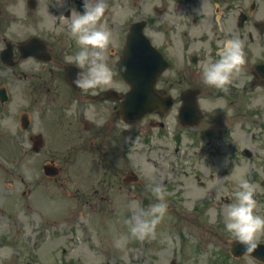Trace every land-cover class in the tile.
I'll use <instances>...</instances> for the list:
<instances>
[{"label": "flooded vegetation", "instance_id": "1", "mask_svg": "<svg viewBox=\"0 0 264 264\" xmlns=\"http://www.w3.org/2000/svg\"><path fill=\"white\" fill-rule=\"evenodd\" d=\"M173 1V5L166 0L162 1L161 32L166 36L167 31L173 30L172 24L178 27L184 25L186 27L184 30L187 31L185 36L178 31L175 33L180 39L187 40L191 27L197 22L194 9L202 0ZM216 1L225 3L227 16H230V13L244 12L250 19L253 11L258 8V0H253L254 4H251L253 1L250 0L251 6H247V0ZM29 2L30 0H0V90L5 88L9 96V87L14 85L17 108L14 141L19 147L18 150L27 152L30 148L26 149L25 145H30L31 157L42 156L45 157L44 162L57 164L60 168L57 170L56 178L49 176L46 178L56 182L60 187L68 189L77 185L86 172V161L90 160L115 164L114 178L119 176L118 164L126 172L125 176L128 175L129 166L132 165L130 156L134 139L147 144L161 141L169 133L170 127L167 124L169 125V122L177 116L182 103V94L188 90L200 92L199 103L203 110L207 105L202 101L211 97L210 93L231 94L232 97L244 98L245 90L241 87L229 90L227 93L218 89H209L200 82L201 75L197 71L188 68V76L176 69L177 73L162 75L157 84L159 93L176 94L173 114L164 115L156 112L137 123L123 121L120 105L131 87L118 73L121 53L117 48L119 35L112 30L113 15L110 7L113 1L105 0L106 10L103 20L115 41L114 46H110L108 50L109 64L113 69L114 78L110 86L95 91L78 89L72 82L79 70L74 64L66 61V56L74 53L77 45L69 35L70 22L61 16L64 9L59 7V0ZM67 7H77L78 10L83 11L81 0H70V3L65 5V8ZM172 13L178 15L180 19L178 21L174 18L169 19ZM64 15L70 18L71 13L65 11ZM237 30L236 36L243 41L245 52L247 46L245 39H251V36L253 41L264 39V34L261 35L254 25L248 24ZM227 32L221 34L220 31L214 30L210 33V41L206 40V43L210 45L212 58H216L217 41L232 37L231 34L227 35ZM123 38L125 37H120L121 40ZM184 43L189 42L184 41ZM261 63H264V59ZM187 79L191 83L182 88L181 83ZM254 81L259 85L258 92L262 94L261 90H264L262 79L254 76ZM23 117L29 121L28 130L23 129ZM240 117L239 113L230 114L224 106H211L203 112L199 126L191 129L189 134L186 132L187 129L178 127L172 130L169 137L170 142L175 146L180 145L183 140H189L192 159L196 164L204 161L207 154L211 155V165L207 163L206 179L209 177L207 187L213 198L219 197L226 203L234 199L233 193L237 185L229 182L230 166L225 168L221 166V169L214 167L213 159L217 153L214 143L228 146L233 124L237 123ZM4 120L5 105L0 103V123ZM36 128L44 130L41 133L46 136L39 153L34 152L33 139L42 134H37ZM262 140L259 138L260 142ZM257 158L259 162L255 166V171L264 173V158L261 154L257 155ZM67 164H70L72 169H66ZM9 173L8 180L0 174V184H10L19 191L21 186L14 184L24 182L21 174L18 172L15 174V171ZM251 178H254L253 174ZM157 181L160 182L158 177ZM166 183L167 181L164 182ZM200 184L207 189L205 183L200 182ZM25 188L28 189V186L26 185ZM23 195L25 196L26 192H23ZM0 199H2L1 194ZM255 199L257 204L264 205V183L256 186ZM36 214L38 218L8 216L9 222H6L4 218L6 210L3 202L0 201V264H56L54 258L66 254L65 249H59L64 238L63 232L50 233L51 222L46 210L39 209ZM54 243H57V249L53 248Z\"/></svg>", "mask_w": 264, "mask_h": 264}, {"label": "rangeland", "instance_id": "2", "mask_svg": "<svg viewBox=\"0 0 264 264\" xmlns=\"http://www.w3.org/2000/svg\"><path fill=\"white\" fill-rule=\"evenodd\" d=\"M113 1L115 4L113 9H116L115 13H117V15L121 9L123 10V14L127 13L125 17H122V22H118L119 25H121V27H118V32H120L122 26L126 25L128 21L135 22L142 19L151 20L152 23L149 27L150 36L154 38L155 43L158 47L165 45L166 53L170 55L174 60H179V58L181 59V62L177 63V65L179 66L178 70H180L181 73L189 76L184 64H187V57H190V54H201L200 56L203 58V61L206 58L211 57L209 45L205 42L206 39L203 38L204 35L210 37V32L214 30L212 15L211 13H208L211 10V2H209L207 8H203V13L206 14V16H203L200 13L195 14L196 18L199 19L200 25L196 26L195 28L191 27L189 36L192 35L191 38L194 39H191L189 44H186L184 47H180L179 41H181V39L178 34H175L174 30H169L167 33V39L172 43V45H169L162 37L158 36V31L161 30L159 24L162 19H160L157 13H155V8L162 5L160 0ZM173 4L174 1L171 2V5ZM260 5V11L264 10V0L260 1ZM201 7V5H198L194 9V11H198L199 9H201ZM168 18H174L176 21L180 19L179 16L175 15L174 13H172V16H169ZM256 18H264V12L262 11L261 14L258 13ZM119 19L120 18H118V20ZM236 20V15H226L225 23L227 28L228 26H234V24L236 26ZM179 29L184 30L186 29V27L184 25H181ZM122 35H125V33H123ZM175 37L177 38V40L175 39ZM120 43H123V41ZM118 48L122 49V44L119 45ZM250 58H253V56H250ZM257 60H259V57L255 56L250 63L254 64ZM248 66L249 62L246 58L243 72L247 70ZM196 69L200 71V68ZM177 72L178 71H172L168 74ZM246 79L247 77H244L242 80L245 82ZM190 83L191 82H188L187 79L185 82L181 83L182 88L186 87ZM202 83L204 84V82ZM240 83V77H238L236 81H234V83L231 85V90L237 89V86L240 85ZM204 86L213 90L215 89L205 84ZM257 94L258 93L248 95L245 99L244 104H242L241 98H234L230 94H225L222 97L217 98L215 96V93H211L209 95H212L213 97H208L206 99V101H209L207 104L212 101L213 103H217L219 105L221 104V106H224V109L227 110L230 114L239 113L241 115L238 122L233 124V126H235L236 124L240 123L239 125L234 127L232 134L233 140L237 143L238 147L253 146L256 149L261 148V144H259L257 140H254L253 134L254 129L258 130L259 128L263 127L264 124V107H261L260 105L263 104L264 98L262 96L256 97ZM13 122L14 118H9L7 119V124H5L4 129L7 138L12 137L13 133L15 132L13 126L10 124ZM173 125L174 123L172 124V126ZM261 131L262 130L260 129L258 132ZM13 138L14 137H12L11 139ZM134 140L138 142L136 139ZM13 142L14 140L10 139H6V141L4 142L5 145L1 148L3 150V148L5 147L7 152L1 151L3 159L1 158L0 162L3 165V168H5L6 170H16L18 172L23 171L24 173L22 174L24 178L28 182V185H31L30 180L35 176V174L30 172L36 169V162L30 160V157L26 158V161H21V163L17 162L18 152L16 151L17 147L15 149V147L13 146L15 145ZM159 145L162 144L159 143ZM163 146H166L168 150L163 153L165 157L159 162L161 169H157L155 171L156 174L161 178V180H163L164 177H170L172 175L171 171L168 170L174 165V162L176 160L174 157H172L174 156L173 154L175 146L172 145L169 141H166L165 145ZM144 148H147V146H144L138 142L132 155L134 168L138 169L142 177L145 179L143 185L138 184L135 186L126 187L121 183L122 175L119 176L118 179H116L110 174L111 172L115 171V164L108 161H101L100 164H93V167L87 171L86 176L83 177L85 187H82L80 189V192L73 193L72 195L69 194L70 192L61 193V191H64L63 189L54 188V185H49V187L51 188L50 193L52 196L51 202L49 201L46 194H43V200L39 198V200L41 201L33 200L36 207L46 210L50 217L56 219H62L65 214V210H59V208L63 207L65 204V199L62 196H58L59 194L67 197V207L70 208L73 202L75 204V207H78V210L76 211L78 215L76 214V217H74V220L77 223L73 221H64L57 224L54 223L52 229L53 233L64 231L66 234H69L66 244V248L68 249L67 257L70 259V261L77 262L82 256H85L86 264H114V259L120 260L121 258H124V260L122 261H124L125 264H171L173 258V250H175L176 252L185 250V244L187 243L188 245H190L191 250V252L187 254L188 257H186V259H188L189 261L188 264H224V261L222 259V254L225 255L224 241L221 236L214 237L216 235L214 234L215 230H218L219 233L221 232L218 228H214L220 221V219H218L217 222L213 224L210 222V218L207 215V210L210 208V206L207 205L210 202L207 196L208 192L207 189H203V187H201L198 182V179H200V181L202 182L205 181V179L201 175V169L204 173H206V170L205 168L199 167V165L197 164H194L193 168L194 177L183 179H179L178 176L175 177V183H177L179 187L176 188L173 193H170L168 189L169 186L163 189L164 199L167 204H171L173 195H175L179 200L178 205H170L175 206L173 207V209L167 208L165 215L158 224V226L163 228V231L158 232L156 228L153 235H150L143 240L136 239L131 235L129 231V224L132 218H143L144 210L150 204H152V200L147 201V199L148 194H150L148 192L151 191V187L154 185L151 184L150 181L148 182V176H153V174L150 170V165L148 164L147 159L144 156L146 155V152L143 150ZM179 149L184 155H188L183 156L181 163H179V167H182L183 170L189 172L192 167V162L189 160L191 157L189 143L184 140ZM228 156L230 155L219 154L215 158L217 169H221L223 163L226 162L227 165L230 164V166H234V170L238 173L239 176L242 175L254 185L257 186L260 184V182L261 185L264 183V173L259 174L254 181L249 177L251 174V168H255V164L244 161V163L242 164L241 162L239 166L235 159H232L231 156L228 159ZM43 162L44 161H39L40 164H42ZM66 169H72V167H70V165H66ZM0 170L3 171L1 166ZM253 173L255 174L256 172L253 171ZM232 178L234 179V181L231 182L234 185H237L238 178L234 176H232ZM159 186H161L162 188L165 187L163 186V184H160ZM4 188L6 189V186ZM75 189L76 188H70V190L73 192ZM94 189L96 191H99V193L97 196L93 197L90 200L89 198L92 197L94 193L90 194L87 192H92ZM73 196L75 197L74 200ZM132 201H136L138 204V206L134 209L129 207ZM2 202L5 207L10 209L13 205L12 196H4L2 198ZM213 206L216 207L217 203L214 202L212 207ZM221 209H218V211ZM200 210L203 211V213H201ZM167 213H169L170 215H167ZM188 213L190 214L192 219H194L188 221L190 227H187V223H185V221H183V224H177L172 220V218H170L173 214L175 216L174 218H179L182 216L186 217ZM126 219L129 224L126 222ZM198 219L204 220L206 224L204 226L197 225ZM95 220H99L101 223H96ZM103 221L106 222L104 223ZM175 221H177V219H175ZM170 226H173V230L165 233V229ZM211 229L213 232L211 231ZM200 234H203L209 242H201L197 237ZM121 235H127L128 237L127 244L122 249L114 246V240ZM157 241H160L161 244H159L157 247H154ZM201 244L208 246L209 250L206 251L207 253H202L197 250V248L202 247ZM177 259L183 261L182 258ZM229 264H234V262L230 260ZM241 264L254 263L245 260Z\"/></svg>", "mask_w": 264, "mask_h": 264}, {"label": "clouds", "instance_id": "3", "mask_svg": "<svg viewBox=\"0 0 264 264\" xmlns=\"http://www.w3.org/2000/svg\"><path fill=\"white\" fill-rule=\"evenodd\" d=\"M69 3L70 0H59V7L64 9L61 16L70 22L69 35L77 45L76 51L66 56V61L74 64L79 70L72 82L76 88L85 91L110 86L114 72L109 64L108 50L110 46H114L115 41L102 19L106 10L105 0H81L83 11L77 7L65 8ZM203 6L204 0L199 10H202ZM65 11H70V18L64 15ZM245 63L246 53L239 36L219 40L216 58L208 57L200 64L203 82L227 93L229 86L240 77ZM68 112L70 114L71 109ZM151 191L156 195L157 202L144 210L143 218L133 217L130 221L129 231L139 240L155 233L168 207L161 186H152ZM255 193L256 185L241 175L233 193L234 199L224 203L219 211L215 206L207 210L210 222L215 224L218 219L222 220L225 231L234 238V243L243 246L245 255L256 251L259 246L257 241L264 234V216L256 211ZM137 206L136 201L129 205L133 209ZM127 240V235H121L114 240V246L122 249Z\"/></svg>", "mask_w": 264, "mask_h": 264}, {"label": "water", "instance_id": "4", "mask_svg": "<svg viewBox=\"0 0 264 264\" xmlns=\"http://www.w3.org/2000/svg\"><path fill=\"white\" fill-rule=\"evenodd\" d=\"M144 24H138L134 27L133 33L131 34L128 44H127V54L124 65L127 67L128 73L133 69L134 72L141 73L138 76V79L141 82L133 80L134 90L136 91L137 85H142L139 83H144L145 85L150 86L152 89L155 84L156 76L161 72L160 68L162 67L161 58L155 54L156 52L151 48L148 41L141 39L142 30ZM127 58L129 60L130 68L127 65ZM143 76H149L151 81H146ZM133 112H139L137 96L133 95L132 103Z\"/></svg>", "mask_w": 264, "mask_h": 264}]
</instances>
